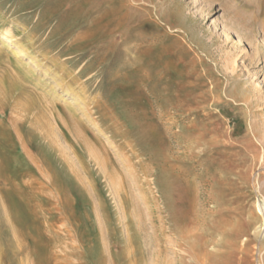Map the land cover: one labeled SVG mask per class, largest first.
Wrapping results in <instances>:
<instances>
[{"label":"rangeland","instance_id":"1","mask_svg":"<svg viewBox=\"0 0 264 264\" xmlns=\"http://www.w3.org/2000/svg\"><path fill=\"white\" fill-rule=\"evenodd\" d=\"M263 201L264 0H0V264H264Z\"/></svg>","mask_w":264,"mask_h":264},{"label":"bare ground","instance_id":"2","mask_svg":"<svg viewBox=\"0 0 264 264\" xmlns=\"http://www.w3.org/2000/svg\"><path fill=\"white\" fill-rule=\"evenodd\" d=\"M263 142V141H262ZM261 142V143H262ZM260 205V204H259ZM260 210H261V214L264 215V201L262 203V205H260ZM1 257V256H0Z\"/></svg>","mask_w":264,"mask_h":264}]
</instances>
